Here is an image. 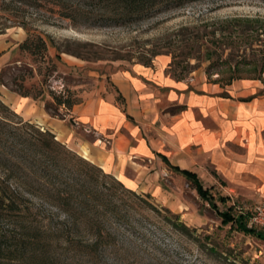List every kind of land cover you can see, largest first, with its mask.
Listing matches in <instances>:
<instances>
[{"label": "rangeland", "instance_id": "374dc122", "mask_svg": "<svg viewBox=\"0 0 264 264\" xmlns=\"http://www.w3.org/2000/svg\"><path fill=\"white\" fill-rule=\"evenodd\" d=\"M35 30L48 42L45 60L20 51L19 46L29 32ZM0 50L3 51L0 58L6 57L0 60V75L4 69H12L6 77L11 81L12 76L20 74V69H32L34 77L27 81V86L44 88L46 95L38 102L45 107L47 103H53L50 92L77 105L116 95L112 83L114 76L139 66L152 69L165 66L176 79L203 73L209 80L221 84L258 80L259 76L264 80V2L206 0L132 27L75 29L68 22L41 10L0 0ZM6 106L12 125L25 124L20 115ZM48 113L58 114L60 117L56 118L60 120L67 116L64 107L58 113L54 108ZM31 124L37 129L40 127ZM62 144L90 162L81 155L80 149ZM5 152L0 156V175L5 176L8 173L5 169H11L9 175L12 173L16 177L11 184L30 199L36 211L42 215L54 214V220L64 219L63 213L38 196L40 185L36 178H27V170L16 172L6 165V156L14 162L24 163L22 154L9 149ZM92 164L98 168L96 174L102 184L116 188L129 203L138 202L127 194L116 178L105 177L103 169ZM161 183L170 193L164 202L150 194L136 193L158 209H168L171 214L163 211L158 215L149 209H138L136 205L129 217L134 229L129 224L112 220L118 232L115 244L105 249L104 258L108 264H264V231L253 229L257 235L244 233L233 224L225 225L219 217L218 213L226 212L233 201L221 203L220 199L228 195L221 187L210 188L202 181L214 198L218 212L199 196L191 181L175 171L162 173ZM28 190L37 196L28 194ZM239 201L241 205L258 202ZM232 213L239 216L236 211ZM172 215H177L179 222L192 233L168 226L164 217L175 221Z\"/></svg>", "mask_w": 264, "mask_h": 264}, {"label": "crops", "instance_id": "0c3cea01", "mask_svg": "<svg viewBox=\"0 0 264 264\" xmlns=\"http://www.w3.org/2000/svg\"><path fill=\"white\" fill-rule=\"evenodd\" d=\"M168 70L139 66L119 73L112 79L116 95L76 105L64 120L1 84L0 98L128 190L164 202L170 193L161 174L178 168L210 188L221 187L233 211L247 217L242 210L264 198L263 82L221 84L203 73L176 79Z\"/></svg>", "mask_w": 264, "mask_h": 264}, {"label": "trees", "instance_id": "16d2710c", "mask_svg": "<svg viewBox=\"0 0 264 264\" xmlns=\"http://www.w3.org/2000/svg\"><path fill=\"white\" fill-rule=\"evenodd\" d=\"M11 1L41 10L68 22L75 29H94L132 27L206 0ZM23 27L26 28L27 24H23ZM19 47L21 52L41 60H45L48 52L46 38L36 30L29 32L27 39ZM11 70L2 71V86L23 98L38 101L45 97L44 88L27 86V81L34 77L32 69H20V74L7 81L6 77ZM258 80L264 84L260 76ZM230 83L231 81L226 84ZM50 96L53 103L46 104L48 112L54 108L58 113L62 107L69 112L77 105L73 101H64L53 92H50ZM8 110L0 99V156L7 149L20 152L24 163L14 162L6 156V165H10L12 171L14 169L16 172L27 170V178H36L40 185L38 196L63 213L64 219L54 220V214L42 215L36 211L30 199L11 184V181L16 180L12 173L9 175L11 169H5L8 173L0 175V264H108L104 258L105 249L115 244L118 232L113 227L112 220L129 224L134 229L135 225L129 221V217L132 210H136V205L138 209H149L158 215L163 211L171 214L168 209H158L146 202L142 195L128 190L118 182L138 202L131 204L124 200L116 188L99 181L95 165L68 150L50 131L40 127L37 129L29 122L12 125L7 116ZM51 116L60 117L58 114ZM173 170L191 181L199 196L219 212L214 198L204 190L196 175L178 168ZM104 176L114 178L108 174ZM27 193L37 196L31 190ZM220 201L226 204L228 199L221 198ZM232 212L231 207L226 212L218 213L225 225L233 224L241 232L257 235L255 230L248 228L247 217L235 216ZM172 216L175 221L164 217L168 226L186 234L192 233L189 227L179 222L177 215Z\"/></svg>", "mask_w": 264, "mask_h": 264}, {"label": "built area", "instance_id": "2783aa9c", "mask_svg": "<svg viewBox=\"0 0 264 264\" xmlns=\"http://www.w3.org/2000/svg\"><path fill=\"white\" fill-rule=\"evenodd\" d=\"M106 143L110 142L108 141ZM242 213L248 218V228L259 229L264 231V201L253 207L243 209Z\"/></svg>", "mask_w": 264, "mask_h": 264}]
</instances>
